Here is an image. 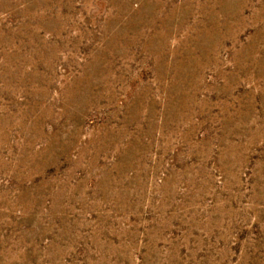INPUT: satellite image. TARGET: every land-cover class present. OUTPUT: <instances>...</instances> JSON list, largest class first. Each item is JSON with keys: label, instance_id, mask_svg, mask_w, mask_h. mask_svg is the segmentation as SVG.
<instances>
[{"label": "rangeland", "instance_id": "374dc122", "mask_svg": "<svg viewBox=\"0 0 264 264\" xmlns=\"http://www.w3.org/2000/svg\"><path fill=\"white\" fill-rule=\"evenodd\" d=\"M0 264H264V0H0Z\"/></svg>", "mask_w": 264, "mask_h": 264}]
</instances>
